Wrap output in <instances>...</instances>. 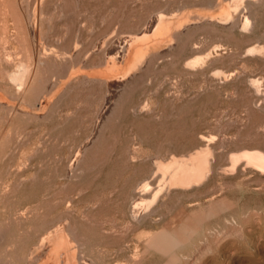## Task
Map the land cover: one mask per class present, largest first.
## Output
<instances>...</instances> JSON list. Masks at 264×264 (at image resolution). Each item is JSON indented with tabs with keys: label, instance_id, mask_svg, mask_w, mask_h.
I'll return each instance as SVG.
<instances>
[{
	"label": "rangeland",
	"instance_id": "374dc122",
	"mask_svg": "<svg viewBox=\"0 0 264 264\" xmlns=\"http://www.w3.org/2000/svg\"><path fill=\"white\" fill-rule=\"evenodd\" d=\"M0 5V264H264V0Z\"/></svg>",
	"mask_w": 264,
	"mask_h": 264
},
{
	"label": "bare ground",
	"instance_id": "6f19581e",
	"mask_svg": "<svg viewBox=\"0 0 264 264\" xmlns=\"http://www.w3.org/2000/svg\"><path fill=\"white\" fill-rule=\"evenodd\" d=\"M3 2V1H2ZM7 2V1H6ZM2 4V3H1ZM4 4V3H3ZM0 6H3V5H0ZM236 8H237V6H236ZM3 9V8H2ZM5 9H6V7L4 8V10L3 11H1L0 13H3L4 11H5ZM38 9V8H37ZM39 10V9H38ZM7 13V12H6ZM0 15H4V14H0ZM8 15V14H7ZM6 14H5V16H7ZM5 16H3V17H5ZM246 19V18H245ZM247 21H248V19H247ZM3 24H5V21H4V23ZM246 24L248 25H250L251 23H249V21L248 22H246ZM6 25V24H5ZM247 25H246V27H247ZM248 25V26H249ZM4 28L6 29V27L4 26ZM3 27H2V31H1V34H2V32H3V30L5 31V29H4ZM35 29V28H34ZM1 30V29H0ZM8 30V29H7ZM6 30V31H7ZM3 33H6V32H3ZM146 33V32H145ZM19 34H20V32H19ZM6 35V34H5ZM7 35H9L8 34V31H7ZM1 36V35H0ZM6 37V36H5ZM19 37V36H18ZM139 37V36H138ZM138 37H135V38H138ZM143 37V36H142ZM17 38V37H16ZM20 38V37H19ZM131 38H132V36H131ZM130 38V39H131ZM2 40V39H1ZM5 40H7V38H5ZM16 40H18V38L16 39ZM133 40H138V39H133ZM11 42V41H10ZM0 43H3V41H1ZM7 43V42H6ZM15 43H17V42H15ZM4 45H8V44H4ZM10 45V44H9ZM41 46V45H40ZM6 47V46H5ZM5 47L3 48V50L5 49ZM10 47V46H9ZM2 48V47H1ZM7 48H8V46H7ZM1 50V49H0ZM118 50H120L119 52H117L118 54L120 53V56H121V58H122V61L124 60V58H123V56H124V52L121 50V48H119ZM2 51V50H1ZM17 51V50H16ZM8 52V51H7ZM39 52V51H38ZM126 52V51H125ZM128 52H130L129 51V49H128ZM131 52H133V50L131 51ZM5 53V52H4ZM18 53V52H17ZM21 52H19V54H20ZM2 54V53H1ZM1 54H0V56H1ZM7 54H9V55H12V54H10V53H7ZM130 54V53H129ZM16 55V54H15ZM39 55V54H38ZM37 55V56H38ZM3 56V55H2ZM1 56V57H2ZM6 56V55H5ZM16 56H18V55H16ZM41 56H42V54H41ZM127 56V55H126ZM10 56H8L7 58H9ZM12 57V56H11ZM19 57V56H18ZM119 57V56H118ZM129 57V56H128ZM21 58H23V57H21ZM39 58H40V56H39ZM4 59V58H3ZM2 59V60H3ZM12 59V58H11ZM14 59V58H13ZM18 59V58H17ZM20 59V58H19ZM38 59V58H37ZM128 59V58H127ZM126 59V60H127ZM7 60V59H6ZM16 60V59H15ZM121 60V59H120ZM11 61H13V60H11ZM23 61V60H22ZM39 61V60H38ZM38 61L36 60V62L38 63ZM121 61V62H122ZM3 62V61H2ZM9 62V61H8ZM21 62V61H20ZM20 62L19 63H17V64H20ZM0 63H1V59H0ZM3 63H5V62H3ZM3 63L1 64L2 66H3ZM7 63V62H6ZM5 63V64H6ZM10 63V62H9ZM22 63V62H21ZM25 62L23 61V63L22 64H24ZM5 64H4V67H5V69H7V71H6V76H8L7 74H10V73H8V68L10 67H13V65H9V67L8 66H5ZM39 64V63H38ZM17 65H15L14 67H16ZM20 66H22L23 67V65H21L20 64ZM7 67V68H6ZM14 67H13V70L15 71L14 73L12 72V75L11 76H9V77H11V79H12V81H11V83H13L17 88H15V89H19V92H20V90L23 88V84H24V80H23V78H25V76L23 75V72L24 71H27L28 69H29V66H26V67H23L25 70L24 71H22V68H21V70H19L18 71V68L17 69H14ZM19 67V66H18ZM38 67V66H37ZM31 68V67H30ZM4 69V68H3ZM19 69H20V67H19ZM11 70H12V68H11ZM11 70H10V72H11ZM12 70V71H13ZM16 71H18V72H16ZM29 71L30 70H28L27 72H28V74H29ZM33 72V71H32ZM5 73V72H4ZM24 73H26V72H24ZM35 73H36V71H35ZM27 74V73H26ZM32 75H33V73H31ZM35 75V74H34ZM24 76V77H23ZM28 76H30V74L28 75ZM27 76V77H28ZM36 76V75H35ZM2 77H5V76H3L2 75ZM31 77V76H30ZM33 78H34V80H35V78L36 77H34V76H32ZM1 78V77H0ZM32 78V79H33ZM5 79H7V77H5L4 78V82L6 81ZM30 79H28V81H29ZM1 81H3V79H1L0 80V82ZM8 81H9V79H8ZM7 82V81H6ZM6 82H5V84H6ZM2 83V82H1ZM1 83H0V86H1ZM9 84H10V82H8ZM8 83H7V85H8ZM34 83V82H33ZM4 84H2V86H3ZM11 85V84H10ZM9 85V86H10ZM29 85V84H28ZM27 85V86H28ZM37 85V84H36ZM9 86H8V88H9ZM31 86V85H30ZM4 87H6V85L4 86ZM36 87V86H35ZM1 88V87H0ZM14 88V87H13ZM25 88H28L29 89V87H25ZM31 89H32V87H30ZM10 89V88H9ZM27 89V90H28ZM34 89V88H33ZM1 90L3 91V89L1 88ZM1 90H0V93H1ZM7 91V94L9 93V91H8V89H4V93ZM13 92H11L10 91V93H14V89H11ZM26 89H24L23 91H25ZM27 90H26V92H27ZM35 90V89H34ZM37 90V89H36ZM35 90V91H36ZM16 91V90H15ZM19 92H15V93H19ZM38 92V91H37ZM23 92L21 91V94H22ZM6 94V96H8ZM25 94V93H24ZM5 95V94H4ZM4 95H2V96H4ZM11 96L12 95H14V99H15V94H10ZM19 95V94H18ZM17 95V96H18ZM23 95V94H22ZM26 95V94H25ZM24 95V96H25ZM10 96V97H11ZM23 96V97H24ZM19 97H20V95H19ZM26 97V96H25ZM5 97H3V99H4ZM6 98H8V97H6ZM12 99V98H11ZM14 99H12V100H14ZM17 99H18V97H17ZM16 99V100H17ZM20 100H21V98H19ZM23 99V98H22ZM25 99V98H24ZM0 100H2L1 98H0ZM15 100V101H16ZM28 100V99H27ZM14 101V102H15ZM22 101H26V100H22ZM7 102V101H6ZM13 102V103H14ZM7 103H9V100H8V102ZM15 103H17V102H15ZM20 103H21V101H20ZM23 103H25L26 104V102H23ZM0 104L2 105V107L4 106V105H6L5 103H2V102H0ZM11 105V104H10ZM6 106H8V104L6 105ZM12 106L13 105H11V108H12ZM16 106H17V104H16ZM22 106V105H21ZM8 107H10V106H8ZM7 107V109L9 110V108ZM18 107V106H17ZM4 108V107H3ZM2 108V109H3ZM6 108V107H5ZM20 108H22V107H20ZM7 110V111H8ZM13 110H18L16 107H15V105H14V107L12 108V110H11V114L13 113L12 111ZM0 111H1V109H0ZM5 111H6V109H5ZM6 111V112H7ZM17 111H15V113H16ZM22 112V111H21ZM25 112V111H24ZM3 112H1V114H2ZM14 113V116L16 115L17 116V113L15 114ZM20 113V111H18V114ZM6 114H9V113H6ZM11 114H10V116H11ZM25 114V113H24ZM33 114V113H32ZM3 115V114H2ZM20 115V114H19ZM18 115V117H19V120L21 119L20 117H22V116H19ZM21 115H23V114H21ZM6 116V115H5ZM9 116V115H8ZM9 116V117H10ZM26 116V115H25ZM1 117L2 116H0V119H1ZM4 117V116H3ZM18 117H16V118H18ZM24 117V116H23ZM7 118V117H6ZM5 118V119H6ZM11 118V117H10ZM9 118V119H10ZM15 118V117H14ZM3 119V118H2ZM8 119V120H9ZM4 120V119H3ZM3 120H2V124L4 123L3 122ZM15 120V119H14ZM7 121V120H6ZM13 121V120H12ZM17 121V120H16ZM8 123V122H7ZM10 123V122H9ZM13 123V122H12ZM17 123V122H16ZM5 124V123H4ZM11 124V123H10ZM6 125V124H5ZM2 126V125H1ZM10 126V128H12L11 126H12V124L11 125H9ZM3 128H4V125L2 126ZM1 127V128H2ZM3 128L0 130V132H3ZM18 128V127H17ZM8 129V128H7ZM11 130H13V129H11ZM5 131V130H4ZM8 131H10V130H8ZM17 131H19V130H17ZM22 131V130H21ZM11 132V131H10ZM6 133V132H5ZM17 133V132H16ZM21 133H23V132H21ZM1 134V133H0ZM13 134V133H12ZM8 135H10V133L8 134ZM14 135V134H13ZM16 135V134H15ZM19 136H20V134H19ZM1 137H2V135H1ZM11 137V136H10ZM8 138H9V136H8ZM14 138V137H13ZM20 138V137H19ZM1 140H3V138H1ZM0 143H2V141L0 142ZM2 145H3V143H2ZM4 145H7V144H5V142H4ZM4 145H3V147H4ZM2 147V146H1ZM1 147H0V149H1ZM3 147H2V149H3ZM40 147V146H39ZM4 150V149H3ZM2 151V150H1ZM3 152V151H2ZM1 153V152H0ZM210 153H209V150H201V151H199V152H196L195 153V155L192 157V158H190V161H192V163H190L189 161V163L190 164H183L182 162H179L178 160V162H173L174 164H176V166L173 164V166H175V168H177L178 169V171H180L181 173H179V174H182L181 175V177H180V179H182L184 182H190V181H193V180H195V182H196V179L197 178H199L200 176H201V178H202V174L204 173V172H206V170H208L209 169V161H208V158L207 157H209L208 155H209ZM192 156V155H191ZM241 159H244V160H246L247 161V163L249 164V165H251L252 167H254L255 169H257V170H259V171H261L262 173L264 172V152H261V151H253V152H244V153H242L241 155L240 154H236L235 156L233 155V157L231 158V160L233 161L232 163H234V164H236L237 165V162H239ZM184 160V159H183ZM182 161V160H181ZM185 161V160H184ZM187 161H185V163H186ZM210 164H211V162H210ZM172 166V165H171ZM170 166V167H171ZM211 167H212V165H210ZM176 170V169H175ZM174 170V171H175ZM211 170V169H210ZM209 170V171H210ZM213 170V169H212ZM171 171V170H170ZM211 172V171H210ZM178 174V173H177ZM178 174V175H179ZM207 174H208V172H207ZM205 175V177L207 176V177H209L208 175ZM211 174V173H210ZM172 176H174L173 175V172H172ZM176 176V175H175ZM180 176V175H179ZM172 178V177H171ZM177 179H178V177H177ZM172 180V179H171ZM198 180V179H197ZM200 181V180H199ZM198 181V184L200 183ZM180 181H178L177 183H179ZM203 182V181H202ZM197 183V182H196ZM188 184V183H187ZM178 185H180V183L178 184ZM191 228H184L183 227V229H181L180 231H179V233L177 234V236H175L174 238H172V239H169L167 242H165V244L164 245H162V244H157L156 245V248L158 247V248H160L161 250H164V252L166 251V252H168V251H170V250H172V249H174L176 246H178L180 243L182 244V242L184 243L186 240H188L189 239V237H190V235L192 234V231L194 232V230H190ZM52 233H54V232H52ZM194 233H196V232H194ZM54 236V235H53ZM52 236L50 235V233H49V235L46 237V238H43L44 239V242L45 243H43L44 245H43V247L45 246V245H47V244H49L50 242V238H51ZM4 238V237H3ZM46 240V241H45ZM52 240V239H51ZM43 249V248H42ZM74 250V249H73ZM40 251V250H39ZM39 251H37V253L35 254V255H33V256H31L30 257V259H29V262H28V264H41V257H42V254L43 253H40ZM43 252V251H42ZM46 252H48V251H46ZM68 252V251H67ZM73 252V251H72ZM172 253V252H171ZM68 254V253H67ZM45 255V254H44ZM66 255V254H65ZM70 257V256H69ZM28 260V259H27ZM71 261V260H70ZM90 261V260H89ZM89 261H88V263H89ZM91 264H92V262H90ZM89 263V264H90ZM53 264V263H52Z\"/></svg>",
	"mask_w": 264,
	"mask_h": 264
}]
</instances>
